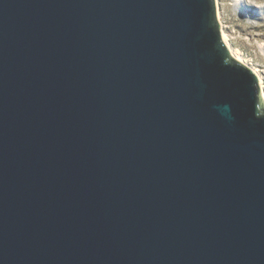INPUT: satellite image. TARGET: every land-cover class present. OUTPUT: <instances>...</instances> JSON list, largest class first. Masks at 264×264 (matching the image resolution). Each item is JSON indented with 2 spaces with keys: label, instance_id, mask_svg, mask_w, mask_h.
Instances as JSON below:
<instances>
[{
  "label": "water",
  "instance_id": "95a60500",
  "mask_svg": "<svg viewBox=\"0 0 264 264\" xmlns=\"http://www.w3.org/2000/svg\"><path fill=\"white\" fill-rule=\"evenodd\" d=\"M0 264H264V103L216 0H0Z\"/></svg>",
  "mask_w": 264,
  "mask_h": 264
},
{
  "label": "rangeland",
  "instance_id": "374dc122",
  "mask_svg": "<svg viewBox=\"0 0 264 264\" xmlns=\"http://www.w3.org/2000/svg\"><path fill=\"white\" fill-rule=\"evenodd\" d=\"M216 1L221 31L228 35L234 51L243 56L244 65L256 69L264 84V0Z\"/></svg>",
  "mask_w": 264,
  "mask_h": 264
},
{
  "label": "bare ground",
  "instance_id": "6f19581e",
  "mask_svg": "<svg viewBox=\"0 0 264 264\" xmlns=\"http://www.w3.org/2000/svg\"><path fill=\"white\" fill-rule=\"evenodd\" d=\"M218 3V2H217ZM217 9H218V4H217ZM218 19L220 21V25H221V29H222V22H221V19H220V15L218 13ZM222 33V41L224 43V45L226 46V48L228 49V52H229V55L231 57H233L236 61L240 62L241 64H247L243 58V56L241 54H239L238 52H235L234 49L232 48L231 44H230V41H229V38H228V35L223 32V30L221 31ZM252 70H251V69ZM249 69L254 73V75L257 77V81H258V85H259V88H260V94H261V98L263 100V103H264V84H263V81H262V78H261V75L258 73V71L252 67H250Z\"/></svg>",
  "mask_w": 264,
  "mask_h": 264
}]
</instances>
